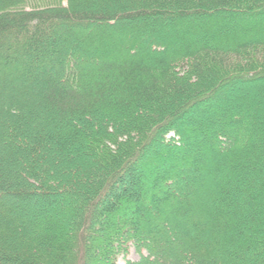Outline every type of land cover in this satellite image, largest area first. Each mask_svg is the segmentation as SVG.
<instances>
[{
    "label": "trees",
    "instance_id": "obj_1",
    "mask_svg": "<svg viewBox=\"0 0 264 264\" xmlns=\"http://www.w3.org/2000/svg\"><path fill=\"white\" fill-rule=\"evenodd\" d=\"M0 264H264V0H0Z\"/></svg>",
    "mask_w": 264,
    "mask_h": 264
},
{
    "label": "rangeland",
    "instance_id": "obj_2",
    "mask_svg": "<svg viewBox=\"0 0 264 264\" xmlns=\"http://www.w3.org/2000/svg\"><path fill=\"white\" fill-rule=\"evenodd\" d=\"M244 94H245L246 99L248 98V100L256 99L258 97L257 96L258 93H255V92L250 93V91L249 92L246 91ZM235 95H236V93H235ZM127 248H128L127 253H125V254L121 253L120 255L117 256V260L120 263H124L126 260H138L139 259L140 255L138 254V252L136 251V249L132 243L127 244Z\"/></svg>",
    "mask_w": 264,
    "mask_h": 264
}]
</instances>
